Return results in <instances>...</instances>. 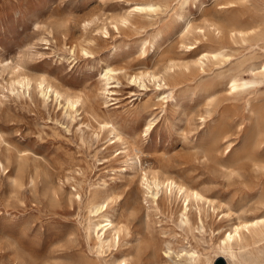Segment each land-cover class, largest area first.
Wrapping results in <instances>:
<instances>
[{"label": "rangeland", "instance_id": "1", "mask_svg": "<svg viewBox=\"0 0 264 264\" xmlns=\"http://www.w3.org/2000/svg\"><path fill=\"white\" fill-rule=\"evenodd\" d=\"M263 34L264 0H0V264H226L264 217Z\"/></svg>", "mask_w": 264, "mask_h": 264}, {"label": "bare ground", "instance_id": "2", "mask_svg": "<svg viewBox=\"0 0 264 264\" xmlns=\"http://www.w3.org/2000/svg\"><path fill=\"white\" fill-rule=\"evenodd\" d=\"M238 32V31H237ZM240 32H242L241 30H240ZM243 33V32H242ZM261 36H263V38H264V34L263 35H261ZM261 39V38H260ZM214 55H216V54H214ZM213 55V56H214ZM251 69V68H250ZM249 69V70H250ZM108 70V72H110V71H112L113 69H107ZM254 74L255 75H261V76H264V61L260 64V69L257 71V72H254ZM260 76V77H261ZM257 76H255L254 78H256ZM258 79V78H257ZM251 80H240V78H238V77H236V76H234L233 78H231V88H232V90H236V89H238V88H242V86H244V85H246L247 83H249ZM41 84V83H40ZM251 84V83H250ZM248 85V84H247ZM49 87L50 88H52V85H49ZM49 90V89H48ZM51 90V89H50ZM50 92V91H49ZM45 93V92H44ZM46 94V93H45ZM73 104V103H72ZM75 104V103H74ZM76 105V104H75ZM74 106V105H73ZM71 107V106H70ZM74 108V107H73ZM76 108V107H75ZM149 127V126H148ZM155 181H157V179H155ZM170 181V180H169ZM171 182H173L174 183V181L173 180H171L170 181V183ZM175 182H177V181H175ZM154 183H156V182H154ZM157 184V183H156ZM159 184V183H158ZM169 185V184H168ZM174 185V184H173ZM176 185V184H175ZM150 188V187H149ZM178 189L179 190H184L183 192L184 193H182V194H184V196H185V199H187L190 195H195V196H199L200 194L198 193V192H196V191H193L192 189H190L191 190V192H189L188 190H187V188H185V187H183L182 185H178ZM182 192V191H181ZM155 194H157V191L155 192ZM181 194V195H182ZM152 195H154V194H152ZM180 195V194H179ZM202 195V194H201ZM195 196L193 197V198H195ZM156 198V197H155ZM181 198H182V196H181ZM184 198V197H183ZM198 198H200V200L202 201V197H198ZM190 200V199H189ZM196 200V199H195ZM208 200V199H207ZM102 201V200H101ZM109 201V200H108ZM185 202V201H184ZM104 205H106L105 203L103 204V203H94V205L92 206L93 208H92V211L93 212H95V213H97L98 214V212L99 211H101L102 210V208H103V206ZM185 206H184V210L186 209V207H187V204L185 203L184 204ZM106 207V206H105ZM183 209V208H182ZM188 209V208H187ZM183 210V211H184ZM182 211V210H181ZM97 214H95V215H97ZM109 214V213H108ZM182 214V213H181ZM94 215V216H95ZM188 215V214H187ZM100 218H103L102 220H100ZM242 220V219H241ZM264 220V217H261V218H259V219H256V220H246V221H244V222H242V223H238V224H236V225H233V226H231L230 228H229V230L228 231H226L223 235H222V237L219 239V242H218V244H217V249L214 251V252H216L215 254H218L217 256L218 257H221L222 259H224L225 260V262H226V264H244V263H240L238 260H237V262H236V260L234 261V257H236V254H237V252H236V250H233L232 248H233V239H234V237H236V236H238V235H240V230L242 229V228H247L248 229V227L249 226H251V225H256V227H257V224L259 223V222H262ZM235 223V222H234ZM90 225H92V227L96 230V232H97V235H98V240H99V244H98V246H97V249L98 248H102V250L104 249L103 247L104 246H109V241H110V243H111V241L112 240H115L117 237L119 238V231H120V228H119V226L115 223L114 224V222L112 221V219H111V217L109 216V215H106V214H100L99 215V217L97 218V219H95V220H90V222H89V225H88V227H90ZM262 227H264V226H262ZM257 229V228H256ZM259 229V228H258ZM91 230V229H90ZM246 230V229H245ZM250 230V229H249ZM247 231V230H246ZM258 232H257V234L259 235V236H263L264 235V229L263 228H261V229H259V230H257ZM88 232V231H87ZM91 232V231H90ZM90 232H89V234H90ZM242 235V234H241ZM240 235V236H241ZM245 235V234H244ZM244 235H242V236H244ZM240 236H238V239H239V237ZM91 238V237H90ZM245 239H246V237H245ZM252 239V238H251ZM263 239V238H262ZM240 240V239H239ZM247 240V239H246ZM241 241V240H240ZM239 241V243L242 245V243H243V241L244 240H242L241 242ZM115 242V241H114ZM150 242V241H149ZM247 242V241H246ZM245 241H244V244L246 243ZM97 244V243H96ZM246 245V244H245ZM244 245V246H245ZM236 246V245H235ZM234 246V247H235ZM240 246V245H239ZM113 247V246H112ZM240 248H241V246H240ZM239 248V249H240ZM194 249V248H193ZM101 250V249H100ZM170 250V249H169ZM99 251V250H98ZM235 252H236V254H235ZM185 254L187 255V258L189 259V262L187 263V264H196L195 262V257H196V255H197V257L199 256V254H197L196 252H195V250H186L185 251ZM163 255L164 256H168L169 255V251L168 250H165L164 252H163ZM179 255V254H178ZM183 255V254H182ZM238 255V254H237ZM243 258H245V257H243ZM171 259V258H170ZM236 259V258H235ZM250 259V258H249ZM249 259H247L248 261H249ZM253 259V258H252ZM251 259V260H252ZM120 260V259H119ZM199 260V259H198ZM212 260H213V258H212ZM116 263H117V261H115ZM124 262V261H123ZM201 262V261H200ZM254 262H255V260H254ZM115 264V263H114ZM160 264H165L164 263V260H162V262H160ZM209 264H213V263H209Z\"/></svg>", "mask_w": 264, "mask_h": 264}]
</instances>
